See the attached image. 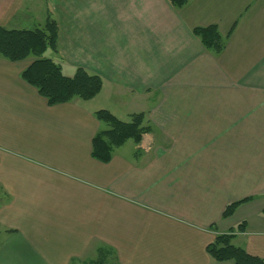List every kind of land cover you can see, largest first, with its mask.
<instances>
[{
	"label": "crops",
	"instance_id": "1",
	"mask_svg": "<svg viewBox=\"0 0 264 264\" xmlns=\"http://www.w3.org/2000/svg\"><path fill=\"white\" fill-rule=\"evenodd\" d=\"M49 15L58 58L104 84L51 107L34 59L0 57V264H235L207 248L243 222L233 244L264 260V0H0L2 27ZM212 25L219 56L194 34ZM99 109L151 131L99 162Z\"/></svg>",
	"mask_w": 264,
	"mask_h": 264
},
{
	"label": "trees",
	"instance_id": "2",
	"mask_svg": "<svg viewBox=\"0 0 264 264\" xmlns=\"http://www.w3.org/2000/svg\"><path fill=\"white\" fill-rule=\"evenodd\" d=\"M169 1L178 10L183 9L190 2V0ZM194 34L214 55L219 56L225 51L227 38L222 36L217 25L195 28ZM48 50L58 53V26L50 15L43 28L18 30L0 26V57L11 62L34 59L21 76L38 90L48 101L49 106L70 103L75 99L90 101L101 93L104 82L99 75L79 68L74 76L68 77L64 75L59 63L45 56ZM95 116L105 127L94 137L92 156L104 164L112 161L116 149L128 141L139 145L143 136L151 131V126L146 125V116L143 113L131 115L128 121L119 119L105 109L96 111ZM249 201L251 199L228 205L224 210L223 218L232 217L242 204ZM245 230L246 223L243 222L228 233L219 234L207 248L212 260L233 261L235 264H264V260L249 255L243 248L233 244L237 235Z\"/></svg>",
	"mask_w": 264,
	"mask_h": 264
},
{
	"label": "rangeland",
	"instance_id": "3",
	"mask_svg": "<svg viewBox=\"0 0 264 264\" xmlns=\"http://www.w3.org/2000/svg\"><path fill=\"white\" fill-rule=\"evenodd\" d=\"M55 21V20H54ZM38 23V22H37ZM32 24V26H28V27H7L8 29H18V30H33V29H36V28H43L44 26H39V24ZM57 24V23H56ZM33 25H36V26H33ZM58 26V25H57ZM58 34H59V27H58ZM59 44V42H58ZM59 52V50H58ZM47 58H50V59H53L54 61L56 60L57 63H59L61 66H62V69H63V73L64 75L68 76V77H72L74 76V74L76 73L75 72V69L65 60V61H62L61 58H58L60 56H57V53H54L53 51L51 50H48L46 55H45ZM92 104H96L97 106L98 103H92ZM100 107V106H99ZM98 109V108H97ZM100 110V109H99ZM128 121V120H127ZM105 127V126H104ZM102 262V261H101ZM103 263V262H102Z\"/></svg>",
	"mask_w": 264,
	"mask_h": 264
}]
</instances>
